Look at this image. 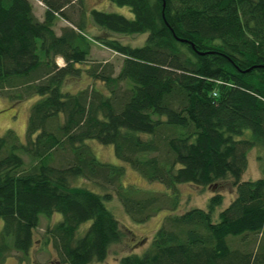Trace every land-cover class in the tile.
I'll use <instances>...</instances> for the list:
<instances>
[{
    "label": "trees",
    "instance_id": "16d2710c",
    "mask_svg": "<svg viewBox=\"0 0 264 264\" xmlns=\"http://www.w3.org/2000/svg\"><path fill=\"white\" fill-rule=\"evenodd\" d=\"M36 1L41 19L31 0H0V91L39 98L27 142L0 137V262L26 255L40 217L53 214L58 264L103 262L125 236L105 205L116 197L139 224L177 208L117 264H264V156L262 176L242 178L248 152L264 151V0H108L133 18L93 9L92 36L64 12L72 1ZM57 19L72 26L57 33ZM113 35L146 38L132 46ZM93 44L121 58L116 75L89 64ZM82 74L93 83L66 88ZM90 141L112 146L120 164L99 161ZM58 152L70 155L64 165L53 164ZM127 168L165 190L124 184ZM181 184L210 188L206 207L178 213ZM224 185L234 191L226 206Z\"/></svg>",
    "mask_w": 264,
    "mask_h": 264
},
{
    "label": "rangeland",
    "instance_id": "374dc122",
    "mask_svg": "<svg viewBox=\"0 0 264 264\" xmlns=\"http://www.w3.org/2000/svg\"><path fill=\"white\" fill-rule=\"evenodd\" d=\"M72 1L64 10L66 15H68L74 23H79L82 25L84 23L85 32L92 36V34H99V30L90 23V11L98 10L107 13H116L122 15L126 18L132 19L133 15L128 7H119L115 4L110 3L108 0H70ZM34 5L35 15L38 19H41V13H43V5L41 2L36 0H31ZM88 21V22H87ZM65 25L63 20H56L54 29L57 33L60 32L61 27ZM114 38L118 39L124 44H130L132 46H142L146 35H135V36H119L113 35ZM89 64H100L105 65L106 70H112L114 75H116L121 66V58L114 54L111 50L104 46L98 44H93L90 50V56L88 58ZM56 64L59 67L64 65V61L58 57L56 58ZM112 66V68H111ZM92 80L85 74H82L79 78H71L66 81L65 86L70 91H76L83 88L89 84H92ZM99 86V84H96ZM11 90L0 91V137L3 136L7 131H13L16 135V141L18 144H25L28 140L27 138V121L31 106L39 99L38 97H30L22 101H13L8 98ZM89 145L92 148L96 158L105 163L119 165V161L114 155V150L112 146H104L97 144L94 141H90ZM259 151V153H258ZM16 153L24 159L25 168H29L32 164L30 158H28L22 151H16ZM264 156V151L260 149H251L248 152V163L247 168L243 173V180H256L262 176V167L260 161L257 160V155ZM70 158L68 153L58 152L53 155L54 165H64L66 160ZM123 182L126 185H134L142 190H147L150 192L161 193L164 191L163 185L156 182H145L139 174L131 169L127 168L126 174L123 178ZM81 180L74 182V185H81ZM88 188L98 191V189L88 183L86 185ZM178 191L180 195V211L182 213L184 210L190 208H205L208 198L212 195V190L210 188L198 187L194 185L181 184L178 186ZM222 194L225 198L223 206H226L231 198L234 196L233 189L229 185H224L222 188ZM106 207L111 211L112 215L119 222L121 230L124 232L125 236L117 244L110 247L107 257L101 263L96 264H117L119 259L130 254L139 253L150 244L152 237L155 232L160 227L165 213H176L177 208L173 211H159L157 214L151 216L144 223H135L123 211V208L116 197L113 200L105 203ZM60 214H53L51 217H40L38 226L33 230V244L26 255L20 252L11 251L5 257V259L0 262V264H58L59 257L55 249L52 246V242L48 240L47 230L54 226L58 221L61 220ZM89 222L83 224L81 228L86 229L89 226ZM3 227V222L0 219V232ZM129 230V231H127ZM257 245L253 246L251 250L255 251Z\"/></svg>",
    "mask_w": 264,
    "mask_h": 264
},
{
    "label": "water",
    "instance_id": "95a60500",
    "mask_svg": "<svg viewBox=\"0 0 264 264\" xmlns=\"http://www.w3.org/2000/svg\"><path fill=\"white\" fill-rule=\"evenodd\" d=\"M248 71V70H247Z\"/></svg>",
    "mask_w": 264,
    "mask_h": 264
}]
</instances>
